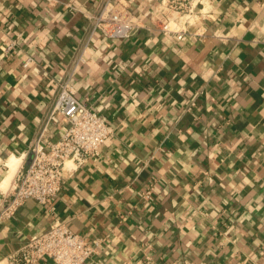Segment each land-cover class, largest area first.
<instances>
[{"label":"crops","instance_id":"crops-1","mask_svg":"<svg viewBox=\"0 0 264 264\" xmlns=\"http://www.w3.org/2000/svg\"><path fill=\"white\" fill-rule=\"evenodd\" d=\"M99 1L0 0V200L86 41L65 3ZM195 12L199 37H92L71 83L112 133L66 173L53 212L27 199L0 225V259L60 219L100 241L84 264H264V0Z\"/></svg>","mask_w":264,"mask_h":264},{"label":"built area","instance_id":"built-area-1","mask_svg":"<svg viewBox=\"0 0 264 264\" xmlns=\"http://www.w3.org/2000/svg\"><path fill=\"white\" fill-rule=\"evenodd\" d=\"M198 4L201 0H157L154 6L145 7L138 14L132 9L131 0H100L93 12L65 3L88 19L86 41L74 57L70 71L61 80L41 128L29 145L28 164L16 171L8 187L1 192L0 225L11 219L27 199L53 212V199L61 191L66 173L98 156L112 133L103 117L77 97L71 83L75 70L85 61L92 37L100 34L110 39H130L140 31L149 36L161 34L177 39L186 35L199 37L203 31L196 26ZM15 44L14 39L10 40L5 51L10 53ZM33 62L32 56H27L23 66L30 67ZM153 190L154 183L149 182L141 197L149 199ZM99 243V240L90 242L72 230L68 221L58 219L45 230L28 237L0 259V264H38L44 259L53 264H84L97 253ZM145 258L150 259L149 256Z\"/></svg>","mask_w":264,"mask_h":264},{"label":"bare ground","instance_id":"bare-ground-1","mask_svg":"<svg viewBox=\"0 0 264 264\" xmlns=\"http://www.w3.org/2000/svg\"><path fill=\"white\" fill-rule=\"evenodd\" d=\"M12 162H13V161H12ZM9 165H10L11 170H13V167H12V163H11V162H10ZM3 181H4V180H3Z\"/></svg>","mask_w":264,"mask_h":264}]
</instances>
